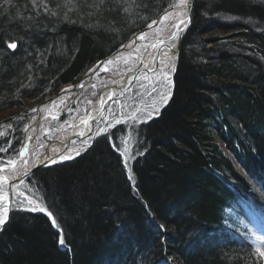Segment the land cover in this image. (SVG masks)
Returning <instances> with one entry per match:
<instances>
[{
  "label": "trees",
  "instance_id": "obj_1",
  "mask_svg": "<svg viewBox=\"0 0 264 264\" xmlns=\"http://www.w3.org/2000/svg\"><path fill=\"white\" fill-rule=\"evenodd\" d=\"M176 1L0 0V165L18 156L37 103ZM172 85L157 115L19 185L52 215L14 201L0 264H262L227 228L233 206L264 220L251 199L264 194V1L194 0Z\"/></svg>",
  "mask_w": 264,
  "mask_h": 264
},
{
  "label": "rangeland",
  "instance_id": "obj_2",
  "mask_svg": "<svg viewBox=\"0 0 264 264\" xmlns=\"http://www.w3.org/2000/svg\"><path fill=\"white\" fill-rule=\"evenodd\" d=\"M182 1L183 0H177L175 4L169 9L171 10L173 7H177ZM260 1L263 2L264 0ZM169 9H167L149 24H154L161 16L165 15L159 25L147 33L142 34L144 37L143 39L138 38L136 43H130L134 37L133 36L127 43L121 46L122 48L128 44V51L117 53L121 48L118 49L115 53L108 57L110 58L112 56V59L109 60L110 63H104L100 67L98 66L99 63H97L87 72H85L78 81L64 85L57 93L46 97L36 104L35 109L30 115L23 140V142L25 141L29 143L30 163H35V161H37L44 154L48 144L53 141L60 133L67 134L72 126L77 125L82 119L85 118L87 114L91 112L92 106L97 102V98L102 95L103 92H105L106 86L111 83V80H109L110 77L119 75L120 77L118 76V79H122L120 74L133 71L144 57L146 50L153 42L163 37L167 39L168 45L178 49V40H172L170 37L178 30V27H183L182 25L185 22L187 14H185V12H180L174 18H170V15L173 11H169L167 13ZM226 19H229V17H226ZM149 25L147 27H149ZM180 49L181 46L179 48V52H175V56L171 61H168L163 66L160 64L159 68H157L153 73H145L143 76H141V78L135 81L131 88L127 90L126 94L122 96V98L113 101L108 107V113L106 115L103 114L102 117L99 118V123L96 125L95 133L91 137L85 140L73 142L64 154L56 157L49 165L70 160L79 156L81 153L89 150L92 147L98 136H100L102 133L109 132L113 126L118 125L119 123H130L136 120H148L149 118L157 115L171 95L173 77L177 66ZM152 64L153 61H150L147 68H155V66H151ZM105 68L108 70L105 71ZM117 82L120 83L119 80ZM81 85L83 86L81 87ZM126 88L127 87L122 88L118 93L121 95L122 91H124ZM119 94H117L118 97L120 96ZM56 95L59 96L52 99L50 102H46L47 99ZM135 97L137 101L131 105L130 102H132L131 100ZM38 110H40V115L37 113ZM20 113L21 109H14L5 115L8 116L10 114ZM37 119L40 120L39 123L36 124ZM122 145L123 147L121 150L124 153L126 161L130 162L131 157L129 142H126L125 144L122 143ZM63 157L67 158L65 159ZM23 167L24 165L7 170L5 171V175L8 177H14L26 169ZM0 181H2V183H0V197H2V199H0L1 208L7 201L8 184L1 177ZM255 192H257V194H254L253 196L255 197L252 196L251 199L257 205V207L262 208L264 211V194H262L257 189H255ZM20 199L23 201V203L29 204L35 211H41V208L45 209V211L42 212L46 213V215L50 217L47 214L49 211L45 207L35 201H32L30 197L22 194L18 186L16 188V196L13 202L19 201ZM228 212L229 216L234 219L235 224H230V228H227V231L231 233L233 232V234L235 232L236 234L248 239L256 251L257 256L260 258L261 263L264 264V257H261L257 251V249L264 251L263 218L259 217L253 211H249L252 221L247 222V220L243 219L237 214V206H233V208ZM0 215L7 217L6 212L3 211H0Z\"/></svg>",
  "mask_w": 264,
  "mask_h": 264
},
{
  "label": "bare ground",
  "instance_id": "obj_3",
  "mask_svg": "<svg viewBox=\"0 0 264 264\" xmlns=\"http://www.w3.org/2000/svg\"><path fill=\"white\" fill-rule=\"evenodd\" d=\"M187 5H188V0H183L181 3H179V5L177 6L179 8H177L171 13L170 18H174L180 12H185V14H187ZM186 21L187 19H185V22L183 25H185ZM180 29L181 27H178V30L170 37V39L178 40ZM174 35H176V37L172 38ZM175 51L176 49L174 47L167 44V39L163 37L160 38L157 44L153 45L152 43L150 47L146 50L144 57H143V66H142L143 70L148 69L147 67L150 61H153V64L151 65L152 67L156 66L157 62H159L163 66L168 61H171L174 58ZM126 73L120 74L121 76L123 75L122 79H118L119 75L110 77L109 80H111L110 82L112 84L109 83V85L106 86L105 92H103L102 95H100L97 98V102L94 103V105L92 106L91 112L87 114L85 118L82 119L77 125L72 126V128L69 130L67 134L60 133L53 141H51L48 144L44 154L37 161H35V163H29L27 164L28 166L23 164L24 165L23 168H26L24 169V171L27 169L28 170L31 169L32 167H34L35 165H38L39 163H42L49 156L52 157V156L57 155L58 153L68 148V146L70 147L72 144L69 145L68 142L71 139H74L77 137L78 139L74 140L75 142L79 140H85L91 137L95 133L96 125L99 123V118H101L103 114L106 115V109H107L108 104H110V102L118 98L117 94H119L118 92L122 88L128 87L130 85L133 76L127 77L125 76ZM118 80L120 81V83L117 82ZM37 113L38 115H40V111H38ZM39 120L40 119H37L36 124L39 123ZM26 144L28 145L27 142H25V145ZM21 152L24 153L23 156L20 155L21 156L20 159L22 160L27 156L26 152H29V149H27V147H24ZM23 172H20L16 176L9 177V178L13 179L17 177L18 175L22 174ZM6 211L7 209H4L3 212H6ZM229 219L233 220V218H230V216H229Z\"/></svg>",
  "mask_w": 264,
  "mask_h": 264
},
{
  "label": "water",
  "instance_id": "obj_4",
  "mask_svg": "<svg viewBox=\"0 0 264 264\" xmlns=\"http://www.w3.org/2000/svg\"><path fill=\"white\" fill-rule=\"evenodd\" d=\"M177 8L179 7H173L171 10L169 9L167 11V13L169 11H174L176 10ZM165 15L161 16L157 22H155L154 24L151 25V27H147L146 29H143L142 31H140L139 33L135 34L134 37L132 38V40L130 42H134L136 43L137 39L139 38V36H141L142 34L144 33H147L148 31L152 30L153 28H155L157 25L160 24V22L163 20ZM192 17H193V0H188V5H187V16H186V23L185 25H183V27H181L180 31H179V35H178V43H177V48L176 51L177 53L179 52V48L181 46V42L183 40V37L185 35V33L188 31V29L190 28V26L192 25ZM176 35H174L172 38H175ZM159 42V40L153 42V45L157 44ZM129 48H128V44H126L124 47H122L117 53L119 52H126L128 51ZM175 51V52H176ZM112 59V56L106 60H102L99 62L98 66L100 67L102 64L106 63L107 61L111 60ZM159 65L160 63L157 62L156 63V66L155 68L153 69H146V70H143V58L142 60L139 62V64L137 65V67L131 71V72H128L125 74V76L129 77V76H133L132 78V81L130 83V85L121 93V95L115 99V100H119L120 98H122V96H124L127 92L128 89L131 88V86L135 83L136 80H138L139 78H141V76H143V74H147V73H153L157 68H159ZM143 72V73H142ZM123 77V75H122ZM63 93V92H62ZM61 93V94H62ZM60 94V95H61ZM57 96L59 95H56L52 98H49L46 100V102H50L52 101V99L54 98H57ZM114 100V101H115ZM113 102V101H112ZM112 102H110V104H108L107 106V109H106V114L108 113V107L109 105L112 104ZM40 111V110H38ZM78 139L77 137L74 138V139H71L68 143L69 145H71L74 140ZM24 147H27V149H29V143L28 145L26 144L25 145V141L23 142L22 144V147H21V151ZM69 149V146L68 148H66L64 151L58 153L57 155L55 156H49L46 158V160H44L42 163H39L38 165H35L34 167H32L31 169H27L25 170L22 174L18 175L17 177L11 179L9 178L8 176L5 175V171L7 170H10V169H14L16 167H20L22 166L23 164L27 165L29 164V156H30V153L29 152H26L27 156L24 158V159H20L21 156L19 155L14 161L12 162H9V163H4L2 165H0V177L3 178L7 184H8V189H7V201L6 203L0 208V211H4V209H7L6 211V214H7V217H6V222L5 224L3 225V228L6 226V224L9 222V219H10V216H11V212H12V206H13V200L16 196V188L25 180L27 179L34 171L36 170H39L43 167H46L48 166L56 157L62 155L65 153V151H67ZM21 153V152H20ZM26 162V163H25ZM28 166V165H27ZM25 197V196H24Z\"/></svg>",
  "mask_w": 264,
  "mask_h": 264
},
{
  "label": "snow or ice",
  "instance_id": "obj_5",
  "mask_svg": "<svg viewBox=\"0 0 264 264\" xmlns=\"http://www.w3.org/2000/svg\"><path fill=\"white\" fill-rule=\"evenodd\" d=\"M5 3H6V4H7V3H11V0H5ZM165 18H166V17H165ZM149 27H151V25H149ZM143 38H144L143 35H141V36L139 37V39H143ZM8 47H9V48H12V49H15V48H16V43H14V42H13V43H9V44H8ZM106 63H110V61H108V62H106ZM104 70L107 71L108 69L105 68ZM82 86H83V85H81V87H82ZM154 111H156V110H154ZM19 155L23 156L24 153L21 152V153H19ZM121 155H124V153H121ZM63 158L66 159L67 157H63ZM25 163H26V162H25ZM0 183H2V181H0ZM0 199H2V197H0ZM41 211H45V209L41 208ZM47 214H48L49 216L52 215L51 212H48ZM5 222H6V217L0 215V231L3 230V225L5 224ZM53 223H55V221H53ZM60 243H61V244L64 243L63 238L60 239ZM257 251L259 252V254H260L261 257H264V251H261L260 249H257Z\"/></svg>",
  "mask_w": 264,
  "mask_h": 264
}]
</instances>
